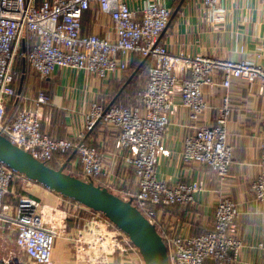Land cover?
I'll list each match as a JSON object with an SVG mask.
<instances>
[{
    "label": "built area",
    "instance_id": "obj_1",
    "mask_svg": "<svg viewBox=\"0 0 264 264\" xmlns=\"http://www.w3.org/2000/svg\"><path fill=\"white\" fill-rule=\"evenodd\" d=\"M223 1L198 0L210 16L218 15L214 17L216 21H220L217 7ZM93 8L108 19L113 36L83 35L84 16ZM170 19L171 11L159 3H149L143 10H130L124 0H41L40 4L37 0H0V136L45 165L74 153L82 169L81 180L91 183L105 175V166L98 150L83 141L96 125L110 127L117 132L116 149L127 154L138 186L137 195L125 201L155 228L157 208L192 205L196 196L204 192L201 183L169 186L156 178L158 160L167 155L163 151V137L176 101L194 125L207 109L205 89L219 87L228 92L235 83L244 82L258 84L260 92L264 90V43L251 56L252 61L172 54L160 41ZM130 55L151 62L137 107L92 103L83 115L84 129L76 142L53 140L42 133L43 109L50 105V99L44 93L27 92L29 72L45 79L63 69L104 81L127 71L122 59ZM18 60L26 75L19 91L15 71ZM229 117L230 102L225 96L214 124L195 129L184 140L183 161L206 166L221 180L225 179L233 160L228 144ZM16 178L26 183L25 194L14 205H6ZM34 187L44 188L0 163V240L5 244L11 240L13 246L0 257V264H54V244L56 239L65 237L69 217L60 207L41 204L28 196ZM250 190L263 204L264 139L259 173ZM57 196L66 204H74V210L84 212L71 240L75 262L112 264L118 256L135 257L143 263L129 239L102 214ZM237 217V207L222 200L215 208L212 232L191 238L162 237L169 264L236 261L242 249L234 231Z\"/></svg>",
    "mask_w": 264,
    "mask_h": 264
},
{
    "label": "crops",
    "instance_id": "obj_2",
    "mask_svg": "<svg viewBox=\"0 0 264 264\" xmlns=\"http://www.w3.org/2000/svg\"><path fill=\"white\" fill-rule=\"evenodd\" d=\"M124 2L130 10H143L149 3H159L171 11L170 23L160 41L172 54L182 52L190 57L205 55L222 60L252 61L251 56L264 43V0H224L217 7L220 21L214 20L218 15L210 16L198 0ZM82 33L84 36L96 34L110 37L113 36V29L108 19L93 8L84 16ZM122 60L127 65V71L131 68L134 72L127 78L123 75L127 71L99 81L84 72L59 69L45 79L38 77L40 87H29L28 76L27 92L31 95L44 93L50 99V105L43 109L42 133L53 140L76 142L84 129L83 115L92 103L106 107H123L124 104L127 106L124 108L128 109L137 107L144 90L133 95L131 89L144 61L131 55ZM17 89L19 91L20 87L17 86ZM259 89L258 84L244 82L235 83L228 92L219 87L205 89L207 109L194 125L188 112L176 101L170 126L163 137V151L167 155L158 160L156 178L169 186L201 183L204 192L196 196L192 205L156 209V229L163 239L173 235L191 238L212 232L217 204L229 200L238 209L234 231L242 243L236 261L231 264H264V203L258 202L250 190L259 173L260 147L264 139V90L260 92ZM225 96L230 102L228 144L233 150V160L228 175L221 180L206 166L185 163L182 151L184 140L195 129L214 124ZM116 141V131L96 125L86 134L83 143L96 148L103 156L105 175L97 185L123 200L134 198L138 193L135 174L127 162L125 151L116 149ZM68 155L70 162L67 169L72 175H82L77 156L74 153ZM59 159L62 161L64 158ZM62 165L65 164L61 162ZM29 191L28 196L41 199L50 206H57L61 200L45 188L34 187ZM68 204L75 207L72 203ZM79 217L83 218L84 212L78 209L76 219ZM68 221L71 225L72 220ZM72 224L69 238L79 225L76 221ZM65 236L68 237V234ZM205 264L215 263L207 261Z\"/></svg>",
    "mask_w": 264,
    "mask_h": 264
},
{
    "label": "water",
    "instance_id": "obj_3",
    "mask_svg": "<svg viewBox=\"0 0 264 264\" xmlns=\"http://www.w3.org/2000/svg\"><path fill=\"white\" fill-rule=\"evenodd\" d=\"M0 163L60 197L102 214L138 250L143 264H169L167 248L156 228L129 201L34 160L0 136Z\"/></svg>",
    "mask_w": 264,
    "mask_h": 264
},
{
    "label": "rangeland",
    "instance_id": "obj_4",
    "mask_svg": "<svg viewBox=\"0 0 264 264\" xmlns=\"http://www.w3.org/2000/svg\"><path fill=\"white\" fill-rule=\"evenodd\" d=\"M40 2H41V0H37V4H40ZM15 71H16V86H19L21 83L22 77L24 78L26 76L25 74H23V68H22V64H21L20 60H18L16 63ZM132 73L134 74L133 69L129 68L128 71L126 73H124L123 75L125 76V78H127L128 76H131ZM147 73H148V68L146 66L143 71H140L136 74L134 84H133L134 86L131 89L133 92V95L136 94V92H138V91L141 92L144 90V87L146 84ZM28 76H29V79H28V86L29 87H32V86L40 87L41 86L40 79L38 78L39 76L35 72H33V71L29 72ZM122 105H123V107H127L124 104H122ZM68 156L69 155H67L66 157H68ZM64 160H65V157H64V159H62V161L59 158H58V160L55 159V161H53L54 162L53 164H55L59 168V167H61L60 166L61 162H62V164H64L63 163ZM78 169H80V168H78ZM64 173L67 175H71V176L74 175V174L72 175L69 168L68 169L66 168ZM74 176H76L79 179L82 178L81 173H79V174L76 173ZM99 180L100 179L94 180V184L96 186H98L97 184L99 183ZM25 191H26V183L19 178L14 179L12 184H11V193L6 198L5 204L6 205H14L16 200L23 197V195L25 194ZM136 191H137V188L135 187L134 193H136ZM54 195H56V194H54ZM126 199L127 198H124V200H126ZM39 202L41 204H45V201H43L41 199L39 200ZM58 203L59 204L57 205V207H60V209L65 210L68 214L69 220L71 219L72 221H71V225L69 224V221L67 224L66 235L68 234V237L65 236V237H61L59 239H56L55 244H54V251L52 254V259L54 261V264H76V262L74 260L73 245H72V243L69 242L70 239L72 240V237L69 238V233H70L69 231L73 227L72 222L76 221L79 224L82 223L81 220H79L82 217H79L78 219H76V217L78 216V211L74 210L72 208V206L64 203L61 200ZM53 206H55V205H53ZM5 239H7V238H5ZM12 249H13V246L11 244V240L10 241L8 240L7 244L2 243L0 240V257L5 256ZM63 252L64 253L66 252V253L62 254ZM60 253L62 256L60 255ZM23 262H25V260H23ZM27 264H29V263H27ZM117 264H124V262L123 263L117 262ZM125 264H140V263L137 260H135V257H128L125 260Z\"/></svg>",
    "mask_w": 264,
    "mask_h": 264
},
{
    "label": "trees",
    "instance_id": "obj_5",
    "mask_svg": "<svg viewBox=\"0 0 264 264\" xmlns=\"http://www.w3.org/2000/svg\"><path fill=\"white\" fill-rule=\"evenodd\" d=\"M144 62H143V64H142V67L138 70V72H140V71H142L143 70V68H145L146 66H147V68L149 69V67L151 66V62L150 61H146V60H143ZM67 156V155H66ZM66 156H60L59 158H64L65 157V160H64V164L65 165H62L61 167H57L55 164H53L54 162H52V163H50V164H48L47 166L48 167H50V168H52V169H54V170H59V169H61V168H63L64 167V171H65V169L67 168V164H68V162H70L69 160H70V156H68V157H66ZM73 177H75V178H77L76 176H73ZM77 179H79V178H77ZM79 180H81V179H79ZM91 183H93L94 184V181H92ZM95 185V184H94ZM73 202V201H72ZM74 203V202H73ZM157 230V229H156ZM164 241V243L166 242L165 240H163ZM125 260H126V258L125 257H118V256H115L114 258H113V260H112V263L113 264H117V262H121V263H123L124 262V264H125Z\"/></svg>",
    "mask_w": 264,
    "mask_h": 264
}]
</instances>
